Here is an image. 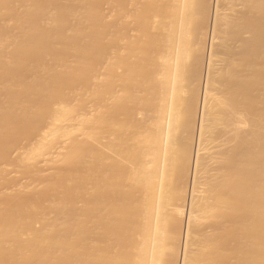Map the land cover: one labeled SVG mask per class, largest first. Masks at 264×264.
Wrapping results in <instances>:
<instances>
[{
	"label": "bare ground",
	"instance_id": "obj_1",
	"mask_svg": "<svg viewBox=\"0 0 264 264\" xmlns=\"http://www.w3.org/2000/svg\"><path fill=\"white\" fill-rule=\"evenodd\" d=\"M24 2L0 0V158L30 140L0 160V264H178L183 230L182 264H264V0Z\"/></svg>",
	"mask_w": 264,
	"mask_h": 264
},
{
	"label": "rangeland",
	"instance_id": "obj_2",
	"mask_svg": "<svg viewBox=\"0 0 264 264\" xmlns=\"http://www.w3.org/2000/svg\"><path fill=\"white\" fill-rule=\"evenodd\" d=\"M33 1H34V0H33ZM33 1L29 2V0H25V2H29L31 5H33V6H38V7L45 5V2H46V0H38V1L35 0V1H34V3H36V5H35V4H33ZM25 2H24V3H25ZM38 2H39V3H38ZM38 4H39V5H38ZM61 5H62L61 7L64 8V4H61ZM19 17H20V16H18L17 18H19ZM208 19H209V18H208ZM210 19H211V18H210ZM208 21H209V20H208ZM210 22H211V20H210ZM36 26H38V23L36 24ZM39 26H40V25H39ZM67 58H69V57H67ZM70 59H71V58H70ZM70 59H68L67 61L64 60L63 63L65 64L66 62L70 61ZM63 63H62V64H63ZM15 78H16V80H18V78H19V80H20V79H23L22 75H17V76H15ZM19 80H18V81H19ZM36 104H39V103H38V102H33L34 107H38V105L36 106ZM39 105H40V104H39ZM20 126H21V125H20ZM20 126H19V127H20ZM22 128H23V127H22ZM19 129H20V128H18L17 131H18ZM25 130H26V128L24 127L22 131H21V130H19V131H20V132H24V134H25ZM20 132H19V133H20ZM20 134H21V133H20ZM20 134H17V135H20ZM22 134H23V133H22ZM22 134H21L20 137L15 136L14 139H12L11 143H9V144H11L10 147L8 146L9 149L7 148L8 150H11V151H6V152H5L6 155H8L7 153L12 152V148L14 149V151H16V150L18 149V146H19L20 148H22V146H24V143H25V142L23 141V143H22V140H25V139H26V138L23 139L24 136H26V134H25V135H22ZM21 137H22V138H21ZM31 137H32V136H31ZM33 138H34V137H33ZM30 139H31V138H30ZM15 140H16V143H17V140H18V143L20 142L19 144H18V143L16 144V147H15V144L13 145V143H14ZM27 140H29V138L26 139V142H27ZM29 141H30V140H29ZM12 142H13V143H12ZM22 144H23V145H22ZM21 145H22V146H21ZM10 148H11V149H10ZM20 148H19V149H20ZM14 151H13V152H14ZM13 152H12V153H13ZM12 153H11V154H12ZM11 154L9 153V155H11ZM6 155H5V156L3 155L5 159L0 158V160H1V165H2V161H6V162H3V164H4V163L6 164L7 161L9 160V159H8V158H9V155H8V158L6 157ZM3 156H2V157H3ZM2 159H3V160H2ZM8 162H9V161H8ZM22 174H23V172H22ZM22 174H18L19 177H18L17 179L13 180L14 184H19V185H20V184L22 183L21 185H23V184L25 185L26 182H28V181L31 180L30 177H28V176L25 177L27 173L25 174V172H24V175H25V176H22ZM29 176H30V175H29ZM22 177L24 178L23 180H22ZM25 179H27V180H25ZM19 180H20V182H19ZM2 181H4V180H2ZM2 181H1V182H2ZM6 181H8V180H6ZM15 181H16V183H15ZM25 181H26V182H25ZM8 182H9V183L5 182V186H4V184L1 185V187H0V188H1L0 190H1V191H2V190H5V189H7V188H9V187H11L10 184L13 185V183H11L12 181H8ZM2 183H3V182H2ZM0 184H1V183H0ZM8 185H9V186H8ZM14 186H15V185H14ZM2 188H3V189H2ZM26 195H27V194L22 195V196H19V198L22 197L21 199L16 198V203H17L16 205H17V206H21V204H22V206H23V205L28 204L29 201L31 202L32 200H35L37 203L40 202V203H38V205L41 204L40 206H43L44 208H46V210L49 209V205H50L51 203H53V202L55 201V199H57V196H59V195H57V196H56V195H55V196L53 195L54 197H52V200H51V199H50V198H51L50 195H49L50 198H48V196H46L47 194H46L45 192H44L43 194H42V193L39 194L38 197H37V198H34V199H33V197H31L30 195H27V197H28V198H27ZM39 196H40V197H39ZM45 196H46V197H45ZM25 197H26V198H25ZM29 197H31L32 199L29 198ZM42 197H43V198H42ZM38 198H39V199H38ZM40 198H42V199H40ZM44 198H45V200H44ZM17 199H19V203H20L19 205H18V200H17ZM23 199H24V200H23ZM58 199H60V197H58ZM49 200H50V201H49ZM22 201H23L24 203H23ZM30 202H29V203H30ZM32 202H33V201H32ZM7 207H8V208H11V205H10V204H9L8 206L6 205V206H5V209H6ZM41 208H42V207H41ZM48 212H49V210H48ZM185 223H186V220L183 221V224H184V225H185ZM234 223H236V222H234ZM234 223H233V224H234ZM184 236H185V235H184V230H183V232H182V234H181L182 247L180 248V259H179L178 264H182V254H183V242H184Z\"/></svg>",
	"mask_w": 264,
	"mask_h": 264
}]
</instances>
